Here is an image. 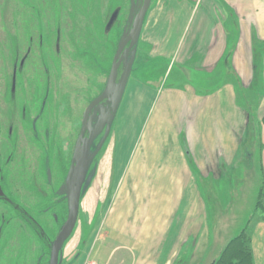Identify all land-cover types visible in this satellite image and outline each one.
<instances>
[{
    "label": "crops",
    "instance_id": "obj_1",
    "mask_svg": "<svg viewBox=\"0 0 264 264\" xmlns=\"http://www.w3.org/2000/svg\"><path fill=\"white\" fill-rule=\"evenodd\" d=\"M146 19L139 43L144 42L149 52L140 48L147 59H141L140 64H167L163 79L170 68L180 64L185 79L167 88L161 83L157 87L155 82L153 87L136 78L128 82L116 115L118 149L123 156L118 163L124 166L132 148L133 158L140 149L139 160L147 165L154 182L150 190L155 204L150 216L148 209L141 207L136 221L123 223L124 227L119 223V207L118 214L111 218L115 223L111 221L107 227L106 221L104 225L119 238H132L139 247L137 256L135 251L129 260L131 264H174L178 259L180 264H190L196 254L193 245L198 230L205 231L208 255L202 261L214 264L233 238H226L224 232L212 236L211 224L203 216L206 206L195 182L198 178L217 181L227 174L236 159L237 135L248 131L249 111H244L248 104H237L236 90L240 85L246 97L256 90L255 79L244 64H264V0H157L148 22ZM185 64H192L206 86L208 80L215 86L223 81L219 90L230 86L231 119L217 122V106L223 104L224 94L217 93V87H195L190 82L191 68H185ZM218 70L224 80L217 84ZM165 180L171 182L169 188L161 187ZM128 195L124 194L119 205L127 201ZM168 200V206L161 204ZM258 224L250 235V248L253 264H264V222ZM125 259L123 256L119 261Z\"/></svg>",
    "mask_w": 264,
    "mask_h": 264
},
{
    "label": "rangeland",
    "instance_id": "obj_2",
    "mask_svg": "<svg viewBox=\"0 0 264 264\" xmlns=\"http://www.w3.org/2000/svg\"><path fill=\"white\" fill-rule=\"evenodd\" d=\"M58 1L61 2L63 16L60 38L56 37V42H59V52L55 57L53 27L51 28L52 35L47 37L45 48L51 54L49 55L51 62L57 61L58 64H61L62 93L65 101L72 105L70 110L61 115L59 135L63 138L72 130V126L74 128L75 120L79 125L84 108L102 89L112 56L122 36V28L125 22L126 25L128 23L129 6L133 4L135 11L138 3L137 0H131V4L126 0H100L84 5L85 2H82L84 0H68L69 5H66L67 0ZM16 2L14 8L16 11L21 9L20 14L22 15L21 2L20 0ZM38 3L41 7L43 6L46 13H50L54 6L53 0H38ZM156 3L157 0H151L150 8L146 14V22L150 18L151 8L155 7ZM67 11L70 14H76L69 21L65 16ZM5 12V0H0V17L2 16L6 20ZM119 13L120 16L116 18ZM2 22L4 23V21ZM2 22L0 20V30L4 29ZM57 30L59 32L61 29ZM0 38L3 39V37ZM139 41L137 50H134V53L131 51L126 63L122 65L121 71L124 68H130V73H132L129 75L127 84L136 78L141 83L153 87V82H155L157 87L161 83L162 87L167 88L173 84L178 85L185 79V75L181 71L183 66L180 64H175L173 68H170L164 79L162 76L167 64H140L141 59L147 61L146 54L141 51L142 47L145 48V51L149 48L144 45V42L139 43ZM185 65V68H191L190 82L198 89L207 90L215 87L218 89L222 86L223 81L217 86L211 80H208L209 85L207 86L202 84L199 78L200 74L194 72L192 64ZM244 68L247 73L252 74L256 85V90L250 96L251 100L247 99L249 94L246 97L244 91L240 89V85L236 90L237 104H248V108L246 106L244 110L245 112L246 109L249 111L246 120L249 126L246 127L247 135L245 137L244 134L237 135L239 140L236 159L227 174L220 176L221 179L217 181L198 178L195 182L206 206L203 216L211 224L212 236L224 232L228 239L236 237L243 229H246V233L250 236L252 231H255L259 226L258 223H262L257 218L259 214L255 208L259 200V191L264 184V124L261 123L264 116V64H244ZM218 80H224L220 70L217 71V84ZM229 88L228 85V87L217 90V93L224 94L223 104L217 106V122L219 123L225 118L231 119L232 117L229 116L231 114ZM162 90L163 88L160 92ZM161 102L160 104H162ZM118 110L113 117L107 118L104 122V133L97 137L86 154L81 177L82 189L77 220L71 236L65 241L59 253L58 264H131L129 261L131 256L136 251V257L139 251V247L134 245L132 238L129 241L119 238L114 231L106 229L104 225L106 221L107 227L111 225V221L112 225L115 223L111 218L118 214L119 207L121 211L119 223L123 226V223L126 225L128 222L132 224L136 221L137 212L141 207L147 208L150 216V209L155 204V197L150 190V185H154V182L152 176L149 177L147 165L142 164L139 160L140 149L133 158L135 150L134 147L132 148L131 155L124 166L118 163V160H123L118 149L119 137H116ZM104 115L105 110L101 109L100 115L95 116L93 122L96 120L100 122L101 116ZM35 159V163H33L37 167V155H35ZM38 178L41 179L40 176ZM164 182L161 187L169 188L171 182L168 180ZM134 186H137L138 190H134ZM191 186L192 182L188 186L189 194ZM127 192L130 197L119 205ZM216 192L217 196L214 195ZM161 204L168 206L169 200L161 202ZM216 205L217 210L215 209ZM185 215L186 213L183 217ZM44 218L48 219L49 214L45 213ZM4 231H11V227L8 226ZM260 238L262 237L258 239ZM31 240L35 243L32 245V255L28 264H35L36 258L45 259L46 255L36 238L31 236ZM195 241L196 244L193 247H197L196 254L190 264H204L203 256L208 255L205 252L207 241L205 231L198 230ZM123 256L126 259L119 261V258ZM182 256L184 257V254ZM174 262V264H180V259Z\"/></svg>",
    "mask_w": 264,
    "mask_h": 264
},
{
    "label": "flooded vegetation",
    "instance_id": "obj_3",
    "mask_svg": "<svg viewBox=\"0 0 264 264\" xmlns=\"http://www.w3.org/2000/svg\"><path fill=\"white\" fill-rule=\"evenodd\" d=\"M16 1L5 0L6 20L0 17L1 22L4 21V29L0 30V37H3L0 38V264H28L35 243L31 236L36 238L46 255L45 259L36 258L35 264H49L52 244L67 219L65 182L75 160L83 114L103 91L119 43L131 28L130 22L143 0H137L135 11L131 0H126L131 4L130 14L127 15L129 19L126 17L128 23L126 25L125 22L122 28L105 83L84 108L79 125L77 120L74 121V128L72 126V130L64 136L67 138L59 135V126L61 115L72 105L65 101L62 93L61 64L51 62V54L45 48L53 27L55 57L59 52L56 37L60 38L62 31L61 2L53 0L52 13H46L38 0H20L21 15V9L16 11L14 8ZM93 1L100 0L82 2L86 5ZM66 5H69L68 0ZM75 15L67 11L65 16L69 21ZM119 16L120 13L116 18ZM56 28L61 30L58 32ZM140 35L129 53L137 50ZM129 53L121 61L116 82L121 78L122 65ZM101 109H106L104 103L93 111L89 130L82 136L83 141H89L83 164L93 142L104 133L105 126L99 131V120L93 122ZM83 146L84 143H81ZM35 155L37 167L34 165ZM81 189L82 186L80 192ZM45 213L49 214L48 219L44 218ZM8 226L11 231H4Z\"/></svg>",
    "mask_w": 264,
    "mask_h": 264
},
{
    "label": "water",
    "instance_id": "obj_4",
    "mask_svg": "<svg viewBox=\"0 0 264 264\" xmlns=\"http://www.w3.org/2000/svg\"><path fill=\"white\" fill-rule=\"evenodd\" d=\"M150 4L151 0H143L141 8L130 22L131 28L128 32L124 33L121 42L119 43L103 91L96 99H94L88 105L83 114L81 134L76 146L75 160L70 168L69 174L65 182L68 209L67 219L52 244L49 264H58V257L61 251V247L71 235L77 220L80 199L81 177L84 165L83 159L86 147L89 143V141H83L82 136L86 130H89V125L93 117L92 113L100 104H105L106 113L100 118V126L98 128L99 131L101 130L107 118L113 117L116 114V111L118 110L121 98L123 96L127 84V80L130 75V68L123 69L121 78L118 82H116L117 70L121 65L122 59L127 56L131 48L137 43ZM120 55H122V58L120 57ZM81 143H84L83 147H81ZM184 148L185 153L188 156L189 152L185 142Z\"/></svg>",
    "mask_w": 264,
    "mask_h": 264
},
{
    "label": "trees",
    "instance_id": "obj_5",
    "mask_svg": "<svg viewBox=\"0 0 264 264\" xmlns=\"http://www.w3.org/2000/svg\"><path fill=\"white\" fill-rule=\"evenodd\" d=\"M249 94L248 99H252ZM261 123L264 124V116ZM247 135L244 134V137ZM255 210L258 212V218L264 222V184L259 191V200ZM243 229L236 237H234L224 248L219 258L214 264H253V257L250 248V236Z\"/></svg>",
    "mask_w": 264,
    "mask_h": 264
}]
</instances>
